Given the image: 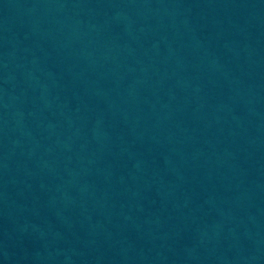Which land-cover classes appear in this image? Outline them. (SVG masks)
<instances>
[{"label": "water", "instance_id": "water-1", "mask_svg": "<svg viewBox=\"0 0 264 264\" xmlns=\"http://www.w3.org/2000/svg\"><path fill=\"white\" fill-rule=\"evenodd\" d=\"M0 264H264V0H0Z\"/></svg>", "mask_w": 264, "mask_h": 264}]
</instances>
